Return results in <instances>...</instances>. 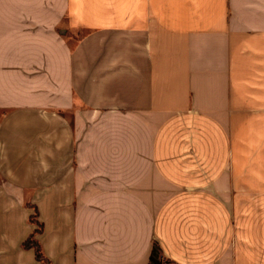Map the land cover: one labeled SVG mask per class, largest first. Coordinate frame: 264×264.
Wrapping results in <instances>:
<instances>
[{"label":"crops","instance_id":"0c3cea01","mask_svg":"<svg viewBox=\"0 0 264 264\" xmlns=\"http://www.w3.org/2000/svg\"><path fill=\"white\" fill-rule=\"evenodd\" d=\"M32 236L264 264V0H0V264Z\"/></svg>","mask_w":264,"mask_h":264},{"label":"trees","instance_id":"16d2710c","mask_svg":"<svg viewBox=\"0 0 264 264\" xmlns=\"http://www.w3.org/2000/svg\"><path fill=\"white\" fill-rule=\"evenodd\" d=\"M35 217H36V213L34 214V216H32V218L30 219V222L34 223L37 226L36 233H38L41 229V225L38 224V222L35 220ZM23 247L27 249H33L35 252V257L37 261L41 262L42 264H46L44 257L41 253L40 246L33 236L24 242ZM159 255H160L159 249L156 246H154L152 248L151 255H150V264H161V262L157 259Z\"/></svg>","mask_w":264,"mask_h":264},{"label":"rangeland","instance_id":"374dc122","mask_svg":"<svg viewBox=\"0 0 264 264\" xmlns=\"http://www.w3.org/2000/svg\"><path fill=\"white\" fill-rule=\"evenodd\" d=\"M157 259L161 262L160 255H159V257Z\"/></svg>","mask_w":264,"mask_h":264}]
</instances>
